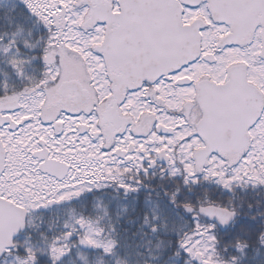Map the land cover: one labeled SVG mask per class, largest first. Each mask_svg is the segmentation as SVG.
Wrapping results in <instances>:
<instances>
[{
  "label": "snow or ice",
  "instance_id": "6c2138e0",
  "mask_svg": "<svg viewBox=\"0 0 264 264\" xmlns=\"http://www.w3.org/2000/svg\"><path fill=\"white\" fill-rule=\"evenodd\" d=\"M0 264H264V0H0Z\"/></svg>",
  "mask_w": 264,
  "mask_h": 264
}]
</instances>
